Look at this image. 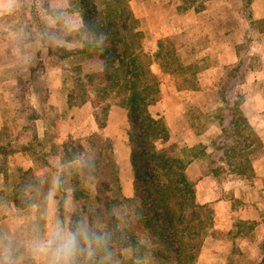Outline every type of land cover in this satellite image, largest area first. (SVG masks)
<instances>
[{"label": "rangeland", "instance_id": "obj_1", "mask_svg": "<svg viewBox=\"0 0 264 264\" xmlns=\"http://www.w3.org/2000/svg\"><path fill=\"white\" fill-rule=\"evenodd\" d=\"M208 1L210 0H126L135 19L134 29L142 34L141 47L146 54L149 69L152 72L154 66L159 67L157 74L152 72L160 81L158 101L164 98L162 88L166 83V88H172L173 93L174 91L193 93L191 98L186 99H181L176 94L166 93L164 109L172 113L170 117L174 121V109L179 105L178 103H183L186 110L185 121L191 131L199 137V142L193 146L182 140L174 143L158 142L156 147L161 149L171 146L175 155L184 162H189L196 157L202 158L208 168L212 166L216 169V181L229 187L222 194L223 198L231 201L232 208L233 206L238 208L251 203L245 200L246 196L248 200H252L250 194L247 195L249 187L255 188L254 191L258 192L255 184L258 177L254 173L253 165L264 156V146L258 132V129H264V72H262L264 70L262 67L264 42L259 41L257 35L258 33L264 35V21L249 22L248 29L251 33L241 36L235 48L238 53H241L245 40L249 38L250 47L257 46L260 49L251 55L253 57L249 56L253 60L250 68L256 71L261 68V74H263L261 81L254 79L250 83L247 81L239 85L236 84L237 78H234L231 83V90L233 88V91L242 98L243 115L255 135L249 138L251 147L240 152H232L229 149L225 151L223 146L230 145L232 140L225 139V137L219 139L221 127L218 123V109L223 104L217 97V92L227 71L221 72L218 81L213 83L207 81L201 83L202 81L198 80L201 78L200 73L212 66L214 62L206 55L207 40L200 39L194 43H186L184 37L174 33L170 35L160 33L162 34L160 38L151 33L165 31L167 24L173 26L177 15H185L192 11L202 12L207 8ZM76 2L85 12L87 3L80 0ZM225 2V4L215 6V12H218L215 18L220 26H225L228 32L227 37L234 42L239 37L236 33L244 28L241 21L248 22L246 0H225ZM94 3L97 8H102L99 0H94ZM255 37L258 38L255 39ZM158 42L163 43L162 57L159 59L155 58ZM248 63L247 56L245 64ZM94 73L98 71L92 66V61L86 57L64 65L57 62L49 63L46 56L38 55L34 63L22 64L12 56L5 34L0 33V117L2 118L0 179L5 185L11 186L18 183L19 179L32 174L38 166L45 163L47 155L59 153L62 151V145L68 141L76 143L81 149L89 144L87 138L97 132L95 114L98 113V105L97 107L92 106L91 101L93 98L98 101V86L94 84L89 87V91H85L83 84L87 80L86 77ZM99 104L100 106L109 104V111L118 117L114 125L119 126L122 132L124 122L127 121L125 108L112 94L104 100L100 98ZM152 107L149 111L153 116L156 109ZM217 144L221 146L220 150H215ZM209 149L211 153L206 154V150L209 151ZM223 151L225 156L222 159ZM213 154L212 164L210 156ZM115 155L119 157L118 163ZM113 157L119 177L120 193L118 196L124 197V190L125 193L132 190L131 185L127 186L129 180L133 179L132 167L126 158L124 159L122 148H118L115 153L113 147ZM227 161L228 164H225ZM251 169L254 173L253 179H251ZM261 181L264 185V178ZM94 194L90 196L86 192H81V202L86 204L89 199L94 198ZM256 202L263 203L264 212V192L259 194ZM236 225L234 231L236 243L234 242L231 250V264H259L261 244L264 241L259 245V258L254 260L241 258L238 246L240 237L254 236L255 223L237 222ZM208 233L210 230L205 233V236Z\"/></svg>", "mask_w": 264, "mask_h": 264}, {"label": "clouds", "instance_id": "obj_2", "mask_svg": "<svg viewBox=\"0 0 264 264\" xmlns=\"http://www.w3.org/2000/svg\"><path fill=\"white\" fill-rule=\"evenodd\" d=\"M0 33L25 65L39 56L68 65L89 58L115 67L111 37L76 0H0ZM95 147H69L11 186L0 179V264H158L160 241L134 189L103 205L82 203L98 184Z\"/></svg>", "mask_w": 264, "mask_h": 264}, {"label": "trees", "instance_id": "obj_3", "mask_svg": "<svg viewBox=\"0 0 264 264\" xmlns=\"http://www.w3.org/2000/svg\"><path fill=\"white\" fill-rule=\"evenodd\" d=\"M80 1L87 3L84 12L86 17L95 18L110 33L111 56L116 61L112 71L90 74L83 84L85 91H89V87L94 84L98 86V101L94 98V101H91L92 106L98 105V113L95 114L97 132L87 138L99 157V179L94 200L103 205L123 197L118 196L120 186L113 157V142L103 132L110 106L99 104L100 98L104 100L112 94L125 108L128 122L127 141L133 172L132 189L145 210L146 226L159 238L157 261L168 264H195L205 233L213 227V210L209 205L196 202L194 183L188 180L185 173L188 162L176 156L171 146L161 149L156 147L158 142L168 141L169 132L164 121L161 118H153L148 111V107L158 99L160 81L150 71L146 62V54L141 47L142 34L134 29L135 19L126 0H99L101 9L97 8L94 0ZM245 3L247 19L251 23L250 0ZM243 45L240 60L225 68L224 71L227 72L217 92V97L223 104L218 109V123L221 127L219 139H231L232 143L223 147L225 151L229 149L232 152L249 149L250 139L255 137L243 115L242 98L233 88L231 90L232 80L237 78L236 84H244L251 70L253 56L249 55V38ZM157 48L155 58L159 59L162 57L163 43L158 42ZM247 56L249 63L245 64ZM69 147L80 148L76 143L68 141L62 145V150ZM220 148L218 144L215 146V150ZM224 156L223 151L221 158ZM210 159L213 164L214 154ZM225 164H228V161ZM210 171L216 175V169L212 166ZM251 173L253 179L252 169ZM259 264H264V242L261 244Z\"/></svg>", "mask_w": 264, "mask_h": 264}, {"label": "crops", "instance_id": "obj_4", "mask_svg": "<svg viewBox=\"0 0 264 264\" xmlns=\"http://www.w3.org/2000/svg\"><path fill=\"white\" fill-rule=\"evenodd\" d=\"M225 3V0H210L206 4L207 8L202 12L195 13L192 11V13L190 12L185 15H177L173 26L167 24L165 26V31L151 32L152 34L158 35V38L162 35L160 33H164V35L174 33L184 37L186 43H194L200 39L207 40L208 46L206 47V55L211 57L214 62L212 66L206 68L200 73L201 78L198 80L200 82L202 81L201 83L204 81L209 83L218 81L220 74H222L221 72H224L225 68L238 63L241 55L235 48L237 47L241 36L251 33V30L248 29V23L250 21L246 22V20H243L244 23L243 21L241 22L244 28L242 31L236 33L237 35L239 34L238 39L231 42V38L227 37L228 32L225 30V26H220L215 18L217 16L216 14H218V12H215V6ZM250 15L252 21H264V0H252L250 3ZM257 35L259 38L255 37V39L258 38L259 41L261 40V42H264V35L260 33ZM259 50L260 49H258L257 46L250 47L249 55H254V53ZM262 67H264V64H262ZM157 70H159L158 65L154 66L152 72L157 74ZM262 72H264V70ZM205 77H207V79H205ZM262 77L263 74H261V68H258L257 71L253 68L249 71L246 82L248 81V83H250L254 79L261 81ZM166 85L167 83L164 84L162 88L164 90H162L164 98L160 101H158V98L155 102L156 104H152L154 105L153 107L152 105L148 107V111L151 107L156 109L153 116L149 111L150 115L154 118H161L166 124L169 132V139L166 143H174L182 140L190 146L196 145L199 142V137L191 131L185 121L186 110L183 107L184 104L178 103L179 105L174 109V121H172V118L170 117V114L172 113L164 109L167 94H176V96L181 97V99H186L191 98L193 93L189 91H174L175 93H173V89L170 87L166 88ZM196 94L199 95L200 93ZM196 97L197 96H195V98ZM117 120L118 117L114 116L113 112L109 111L103 132L113 142L115 153L118 148H122L124 159L126 158L130 164V153L127 141L128 122H124V130L121 132V128L114 125ZM1 121L2 118L0 117V128L2 126ZM258 132L261 137L260 140L264 146V129H258ZM209 153H211V150H206V154ZM116 159V162L118 163L119 157L116 156ZM253 170L258 177V181L255 182L258 192L254 191L255 188L253 189L252 187H249L247 195L250 194L252 200H248L247 196L245 200L251 203H248L243 207L236 208L233 206L232 208L231 201L222 196L224 191H227V188L229 189V187L225 186L224 183L219 184L216 181V177L212 174L210 168H208L202 158H192L191 161L188 162L185 173L188 180L194 183L195 200L200 205H209L213 210L214 216L213 227L210 229V233L206 234L203 239L202 248L195 264H231V250L234 246V242L236 243V237H234L236 233L234 231L236 230L237 222L255 223L253 229L255 234L253 237H251V235L249 237L245 235L238 239V246L240 249L239 254L241 255V258L246 260L259 258V245L264 241V212L263 203L256 202V200L259 197V194L264 192V185L261 181L264 178V156L260 160L254 162ZM132 180L133 179H130L129 183H127V186L130 187L131 185V188ZM128 193L129 190L127 193H125L124 190V197H126Z\"/></svg>", "mask_w": 264, "mask_h": 264}]
</instances>
